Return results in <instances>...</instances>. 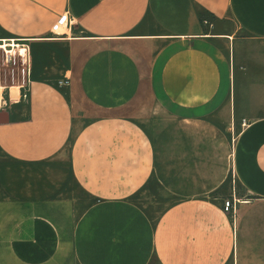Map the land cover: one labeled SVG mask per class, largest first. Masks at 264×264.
Listing matches in <instances>:
<instances>
[{
	"label": "crops",
	"instance_id": "0c3cea01",
	"mask_svg": "<svg viewBox=\"0 0 264 264\" xmlns=\"http://www.w3.org/2000/svg\"><path fill=\"white\" fill-rule=\"evenodd\" d=\"M0 40L84 52L67 87L0 86V264H264V0H0ZM147 94L174 122L156 135L125 113ZM82 100L101 115L83 123ZM226 120L248 124L235 220L185 193L152 219L136 198L155 177L214 187Z\"/></svg>",
	"mask_w": 264,
	"mask_h": 264
},
{
	"label": "rangeland",
	"instance_id": "374dc122",
	"mask_svg": "<svg viewBox=\"0 0 264 264\" xmlns=\"http://www.w3.org/2000/svg\"><path fill=\"white\" fill-rule=\"evenodd\" d=\"M65 21L69 22L68 29L60 30V24ZM72 27L73 22L71 21L70 16L68 18V15L65 14L61 18L60 23L54 28V37L64 38L66 36L64 34L65 32L67 33L68 31L69 34H71ZM58 32L63 35L59 37L56 36V33ZM17 52L18 64H13L8 67L5 62L4 52L0 50V86L3 85L13 87L21 86L23 84L22 70L27 69V64H23L25 56L19 53V51ZM83 54L84 52L80 48V46L65 44L54 47L45 46L41 49H38L35 54L34 51L30 48L32 70L31 82L32 80H37L54 84L58 83L59 81L64 79L65 75H67L68 72L70 75L74 74L75 71H77L78 66L82 63ZM154 112H157V106L155 105L154 98H152L150 94H147V97L145 99L140 98L139 96V98H137V100L133 104V107L125 111V113L129 114L132 117H135L138 121L143 123L148 129H150L151 135H156V131L157 133H159V131H161V129L165 125L172 126L174 124L172 119L166 117H163L164 119L162 120L161 118L156 119L157 114L154 115ZM100 115L101 113L99 111L92 108L83 100L81 101L79 117L83 123L92 121ZM152 115L154 116V118H151ZM157 120L163 122L166 121V123L163 125V122L158 124ZM223 123H225L224 125H228V129L226 128L225 133V135H227V140L221 147L222 154L224 155V160L223 158H218L216 170L214 166H212L211 172L202 174L203 183L207 182L209 184H212V186L214 187L172 190L165 188V186L161 182V179L155 177L145 188V190L141 192L136 198L139 205L147 212V214L152 219H158L160 215L174 202L184 199L185 197L182 193H185L187 195L192 194L202 197L218 198L224 202L234 197L239 201V205L241 203L248 202V196L241 188L232 167L233 145L244 127L242 125L240 127V125H238L237 123L236 125L229 123L227 120ZM219 125L224 127L221 123H219ZM172 145H174V142L173 140H170V147ZM73 186L75 189L76 185ZM5 201H7V199L0 192V203ZM151 264H157V262L153 260Z\"/></svg>",
	"mask_w": 264,
	"mask_h": 264
},
{
	"label": "built area",
	"instance_id": "2783aa9c",
	"mask_svg": "<svg viewBox=\"0 0 264 264\" xmlns=\"http://www.w3.org/2000/svg\"><path fill=\"white\" fill-rule=\"evenodd\" d=\"M69 26V22L65 21L60 24V30L67 29ZM60 32L56 33V36H61ZM60 38V37H59ZM16 42V48L14 47V44ZM0 50L4 52V58L5 62L10 67L11 65H17L18 64V52L25 56L23 64H27V69L22 70V77H23V84L21 85L22 89H26L31 85V55H30V48L26 45H21L20 42H17V40H0ZM29 51V52H28ZM27 54V55H26ZM14 76V71H13ZM30 83V84H29ZM70 85V80L65 79L59 82V86L61 87H67ZM24 98H27V95L24 96ZM242 126L246 128L248 126L246 121L242 122ZM239 205V201L235 199L234 197L226 200L223 205L224 212L227 214H232L233 218L235 220L237 215V207Z\"/></svg>",
	"mask_w": 264,
	"mask_h": 264
},
{
	"label": "water",
	"instance_id": "95a60500",
	"mask_svg": "<svg viewBox=\"0 0 264 264\" xmlns=\"http://www.w3.org/2000/svg\"><path fill=\"white\" fill-rule=\"evenodd\" d=\"M3 116H9L8 113L6 112H0V118L3 117ZM4 122H1L0 121V124H3Z\"/></svg>",
	"mask_w": 264,
	"mask_h": 264
},
{
	"label": "bare ground",
	"instance_id": "6f19581e",
	"mask_svg": "<svg viewBox=\"0 0 264 264\" xmlns=\"http://www.w3.org/2000/svg\"><path fill=\"white\" fill-rule=\"evenodd\" d=\"M61 39H62V38H61ZM69 40H71V38H70ZM15 43H16V42H15ZM16 45H17V44H14V47H15V48H16ZM0 49H1V48H0ZM16 100H17V99H16Z\"/></svg>",
	"mask_w": 264,
	"mask_h": 264
}]
</instances>
